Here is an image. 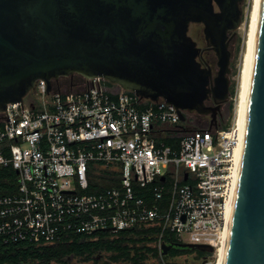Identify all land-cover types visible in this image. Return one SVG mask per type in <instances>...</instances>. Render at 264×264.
I'll list each match as a JSON object with an SVG mask.
<instances>
[{
  "label": "built area",
  "instance_id": "built-area-1",
  "mask_svg": "<svg viewBox=\"0 0 264 264\" xmlns=\"http://www.w3.org/2000/svg\"><path fill=\"white\" fill-rule=\"evenodd\" d=\"M182 125L163 99L101 77L50 91L38 80L0 112V244L154 226L160 257L167 233L218 252L241 126L237 112L225 129L183 134Z\"/></svg>",
  "mask_w": 264,
  "mask_h": 264
},
{
  "label": "water",
  "instance_id": "water-1",
  "mask_svg": "<svg viewBox=\"0 0 264 264\" xmlns=\"http://www.w3.org/2000/svg\"><path fill=\"white\" fill-rule=\"evenodd\" d=\"M244 0H0V112L23 103L38 80L101 77L151 101L163 99L217 126L230 97V33ZM204 26L218 72L189 35ZM212 98L215 105H208ZM213 253L207 244L163 243ZM203 261L202 264H205ZM82 264V263H77ZM223 264H264V0L260 2L240 128Z\"/></svg>",
  "mask_w": 264,
  "mask_h": 264
},
{
  "label": "trees",
  "instance_id": "trees-1",
  "mask_svg": "<svg viewBox=\"0 0 264 264\" xmlns=\"http://www.w3.org/2000/svg\"><path fill=\"white\" fill-rule=\"evenodd\" d=\"M78 78L80 81L82 77L78 76ZM68 79L69 83L74 82ZM230 92L231 96L236 93L234 85L230 88ZM229 108L232 110L233 103L230 102ZM223 118L221 114L218 116L217 126L220 129L230 125L224 123ZM182 126V133L188 134L196 130L209 129L211 123L210 118L205 115L189 113L186 114ZM157 241L158 227L143 226L116 234L110 232H97L92 236L71 234L51 244H0V264H51L52 261H62L68 256L84 264L97 259L96 256L100 254H105L112 264H161L164 259L168 264H202L203 261L208 260V257L205 259L200 251L178 246L170 249L166 256L160 257ZM163 242L181 243L170 233L164 235ZM180 256H185V260H179Z\"/></svg>",
  "mask_w": 264,
  "mask_h": 264
},
{
  "label": "rangeland",
  "instance_id": "rangeland-1",
  "mask_svg": "<svg viewBox=\"0 0 264 264\" xmlns=\"http://www.w3.org/2000/svg\"><path fill=\"white\" fill-rule=\"evenodd\" d=\"M254 0H244L241 4L243 10L242 22L240 27L234 32L230 33L229 50L231 52L230 68L231 72L228 75L230 79V88L234 85L236 93L222 104L221 115L224 123H231L235 113L237 112V103L239 99V85L241 84L242 72L245 67V58L248 50L249 33L251 26V13ZM204 26L202 24H191L189 29V35L198 43V46L203 49L202 61L208 64L213 71V75L216 76L218 72L217 56L215 52L210 49V45L205 40ZM247 44V45H246ZM246 51V52H245ZM245 53V54H244ZM242 70V72H241ZM241 76V77H240ZM78 77H74L73 81H78ZM70 82L68 78H61L59 84L67 85ZM240 83V84H239ZM233 103V108L230 110L229 104ZM223 247V246H222ZM220 247L218 252L214 251L208 256V264H220L222 258L223 248ZM179 260H185V256H180ZM161 264H168L167 260H162Z\"/></svg>",
  "mask_w": 264,
  "mask_h": 264
},
{
  "label": "bare ground",
  "instance_id": "bare-ground-1",
  "mask_svg": "<svg viewBox=\"0 0 264 264\" xmlns=\"http://www.w3.org/2000/svg\"><path fill=\"white\" fill-rule=\"evenodd\" d=\"M260 2L261 0H254L253 7H252V13H251V26H250V35H249V41L248 42V50L245 58V67L242 72L241 77V84L239 85V99L237 100V118L239 121V124L241 126L242 121V115H243V109H244V103H245V96H246V90H247V84H248V77H249V71H250V65H251V58H252V52H253V46H254V40H255V33H256V27H257V21H258V14H259V8H260ZM247 45V44H246ZM246 52V51H245ZM245 54V53H244ZM223 252H222V258L220 261V264H223L224 259V251L226 246V236L224 243L222 245Z\"/></svg>",
  "mask_w": 264,
  "mask_h": 264
},
{
  "label": "flooded vegetation",
  "instance_id": "flooded-vegetation-1",
  "mask_svg": "<svg viewBox=\"0 0 264 264\" xmlns=\"http://www.w3.org/2000/svg\"><path fill=\"white\" fill-rule=\"evenodd\" d=\"M202 58V57H201ZM201 61H202V59H201ZM203 62V61H202ZM204 63V62H203ZM205 65H208V64H206V63H204ZM81 77L80 75H78V74H73L72 76H69V77H61V78H70V79H74V77ZM214 76V75H213ZM60 78V79H61ZM59 79V80H60ZM59 80H58V83H59ZM207 104L208 105H212V106H214L215 105V101L212 99V98H210L208 101H207ZM221 112V111H220ZM221 113H219V115H220ZM199 115V114H198ZM208 117V116H207ZM208 255H209V253H205V252H202V256L205 258V259H207V257H208ZM96 258L97 259H93V260H90V261H88V262H85L84 264H94V263H98V264H112L110 261H109V259H108V257L105 255V254H100V255H97L96 256ZM65 263H68V264H77V263H80V262H77L72 256H68V257H66V258H64L62 261H52V263L51 264H65ZM36 264H40V263H36Z\"/></svg>",
  "mask_w": 264,
  "mask_h": 264
}]
</instances>
